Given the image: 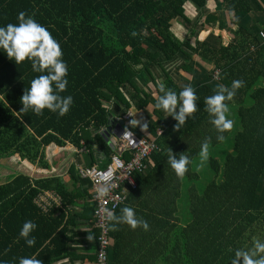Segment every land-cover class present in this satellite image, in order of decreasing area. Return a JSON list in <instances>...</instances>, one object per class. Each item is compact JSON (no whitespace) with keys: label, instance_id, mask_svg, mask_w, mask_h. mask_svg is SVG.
Segmentation results:
<instances>
[{"label":"trees","instance_id":"trees-1","mask_svg":"<svg viewBox=\"0 0 264 264\" xmlns=\"http://www.w3.org/2000/svg\"><path fill=\"white\" fill-rule=\"evenodd\" d=\"M211 1L220 2L221 29L233 35L228 44L213 32L204 41H191L197 26L207 20L202 17ZM187 3L200 11L197 18L186 16ZM233 10L234 18L229 15ZM21 11L59 42L68 67L67 90L61 95L72 96L73 104L63 117L47 109L41 116L20 112L24 89L45 73L34 72L28 60L15 64L0 49V161L19 156L41 163L43 150L50 145L92 151L95 143L110 160L116 151L102 133L114 118L135 106L148 117L147 127H129L154 142L156 149L143 161L145 169L135 172L136 188L126 192L124 204L115 212L133 208L150 230H132L126 224L111 230L110 264H230L235 250L264 241V40L259 35L264 24L256 19L264 14V0H0V27L18 23ZM173 23L186 25L189 38L176 37ZM180 61V70L192 81L183 80L179 86L168 65ZM159 70L167 88L179 93L191 85L199 97L197 112L178 131L173 130L176 121L165 112L149 110L156 98L140 86L141 80L151 81L160 95ZM217 70L218 82L213 79ZM201 75L211 83L203 84ZM237 79L245 86L228 102L234 127L223 133L221 142L205 111V98L219 85L230 87ZM207 137L210 157L199 169L195 161ZM169 148L177 158L184 153L192 161L183 179L167 162ZM28 182L20 178L0 187V264H19L20 257L31 256L43 264L66 257L75 261L70 252L75 239L67 236L69 227L76 226L75 218L68 219L63 212L55 217L56 211L35 206L41 186ZM50 191L65 204L61 187ZM28 220L37 225L31 248L19 237ZM83 235L94 237L86 244L95 252L83 260L96 264L95 219Z\"/></svg>","mask_w":264,"mask_h":264},{"label":"clouds","instance_id":"clouds-1","mask_svg":"<svg viewBox=\"0 0 264 264\" xmlns=\"http://www.w3.org/2000/svg\"><path fill=\"white\" fill-rule=\"evenodd\" d=\"M234 18V10L229 13ZM18 23H8L6 26L0 27V49L6 54L9 60H13L15 64H20L25 60L31 62L32 70L41 74L31 80L30 86L24 89L20 102L22 108L20 112H33L37 116H41L44 110L57 113L58 116L66 115L72 104V96H63L61 93L67 90L68 74L67 64L63 61V52L59 42L52 36L49 30L38 23L33 16L27 15L24 11L18 13ZM132 36H136L137 32L133 31ZM245 86V81L234 80L231 86L219 85L215 93L205 98V111L210 117V123L213 125L218 135V141L224 140L223 133L230 132L234 127V121L229 118V103L233 101L237 91ZM159 93L157 95L154 109L162 110L166 113V117L171 116L176 124L174 131L180 130L186 123L188 118L193 117L197 112V100L195 89L191 85H185L182 90L177 93L161 82L159 84ZM131 126L141 125L138 119L130 121ZM146 124H142L144 130ZM124 136H131L132 133L125 129ZM121 137V136H120ZM119 137L112 135L110 142H115ZM211 137L205 138L202 142L198 153L199 161L197 168H204L210 157ZM19 157V156H17ZM20 158V157H19ZM167 162L173 169L178 179H183L188 172V165L192 162L190 157L181 153L177 155L169 148L167 153ZM102 179L107 180V176ZM116 185L112 183H104L96 187L95 198L98 201L105 200L110 190ZM102 221L113 231H118V225L126 224L132 230L142 228L144 231L150 230V225L142 217H138L135 210L129 206L120 209L117 215L113 209L102 207L99 210ZM37 225L28 220L23 223L19 232V237L24 239L28 247H33L36 243L32 232ZM88 240L94 237L88 236ZM19 264H43V261L31 257H20ZM230 264H264V241L255 240L252 247L248 249L235 250L234 257Z\"/></svg>","mask_w":264,"mask_h":264},{"label":"crops","instance_id":"crops-1","mask_svg":"<svg viewBox=\"0 0 264 264\" xmlns=\"http://www.w3.org/2000/svg\"><path fill=\"white\" fill-rule=\"evenodd\" d=\"M208 8L211 9V12H208L206 14L205 10L207 11ZM205 10L202 18H204L205 16V19L207 20H205L204 23H201L199 29H197L198 32L204 34L203 38H200L201 41L205 40L212 32L216 35H219V31H225V36L224 32L220 34L222 35L224 44H228L229 42H231L233 35L226 30H221V23L219 22L221 17L220 2L217 3L216 1H211L205 8ZM198 14H200V11L197 10L191 3L186 4V16L189 19L193 20L197 18L199 16ZM256 19L264 24V14H258L256 16ZM237 27H235L234 29H237ZM174 64L176 63L168 65V71L169 67ZM206 77L207 76L205 75H201L200 79L204 80L203 84L211 83V81L208 82L206 80ZM185 78L181 77L179 81H176L174 78L173 79L176 85L179 86L184 82L183 80L189 82L192 81V78L190 77V79ZM140 86L142 88H145L144 81L141 80ZM139 112L143 113V118L140 120L141 125L146 124L148 122V117L143 111L137 112L138 117L141 118ZM56 149L57 146L55 145L46 147L43 150V161L41 163L35 162L32 164L27 160L23 161L19 157V159H16L15 157L17 156H12L1 160L0 187L6 184H10L12 181L20 178H25L26 180L28 179V184L32 185V187H34L33 185L38 182L39 186H41V190L38 196H43L45 202V210L42 209V203H40V206L42 208L39 206V201L37 199L33 200V204L35 206H37L38 208L40 207V209L44 211H56L54 214L55 217L63 212L66 218H75L73 222H75L76 226L69 227L67 236L75 239V242L71 243L70 245V252L73 255L72 258H75L76 260L71 262L70 258L66 257L61 261L54 262L53 264H93L89 261L84 262L83 260V256L89 254L94 255L95 253L91 252L89 245L86 244L88 236L83 235V233L90 232L91 225L93 224L95 219L96 201L94 200L91 183L87 180H81L78 174V170L82 166H91L93 162H95L94 166L105 167L109 163V160H107L105 150L98 143H95L93 145L92 151L88 150L87 153H85L83 150H78L77 148L69 144L65 146H58V149ZM118 151L120 153V148L116 150V152ZM12 158L16 159L17 161L15 163L12 162ZM42 186L44 187L42 188ZM45 187L48 188L46 189ZM58 187H61L63 190L62 192H64V205H61L62 198L56 192L50 191L51 188L55 189ZM50 196H57L59 202L57 204H50L49 206H46V204L50 202ZM79 232H81V235H76V233ZM77 258H79L80 260H77Z\"/></svg>","mask_w":264,"mask_h":264},{"label":"built area","instance_id":"built-area-1","mask_svg":"<svg viewBox=\"0 0 264 264\" xmlns=\"http://www.w3.org/2000/svg\"><path fill=\"white\" fill-rule=\"evenodd\" d=\"M260 37L264 40V31H260ZM221 77V71L217 70L214 76L215 81H219ZM134 119V114L128 111L127 114L122 118L124 121V131L127 128L132 133L131 136H124L123 133L119 137V144L123 153L121 155H115L112 157L111 163L107 167H96V166H84L79 168L78 174L81 180H87L91 183L93 189L94 200L96 201L95 209V226L99 230L98 237V257L96 264H110L109 250L111 248V228L106 226L102 221L99 214V210L102 207H108L116 211L126 200V192L136 188L133 181L135 172L143 171L145 169L144 160L156 149L154 142L149 141L146 138L139 137L130 127V121ZM162 130H159V134ZM128 154V159L125 155ZM107 176V180L102 179ZM104 183H112L116 185L110 190L108 197L103 201H98L95 198V189L97 186ZM40 203L43 204L45 210V202L43 196L36 198ZM50 202L46 204H57L59 202L57 196H50ZM43 210V211H44ZM46 212V211H45Z\"/></svg>","mask_w":264,"mask_h":264},{"label":"rangeland","instance_id":"rangeland-1","mask_svg":"<svg viewBox=\"0 0 264 264\" xmlns=\"http://www.w3.org/2000/svg\"><path fill=\"white\" fill-rule=\"evenodd\" d=\"M208 12H211V9L210 8H208L207 9V11L205 10V13L207 14ZM193 15H194V13H193ZM199 15V14H198ZM197 17V16H196ZM205 17V16H204ZM203 21L204 20H202V23H203ZM174 24V27L172 28V30L175 32V34H176V37H179L181 40H184V39H186V38H189V35H190V33H189V29L188 28H186L187 26L186 25H184V24H180V23H173ZM200 25H201V23L197 26V29H199V27H200ZM221 30H225V29H221ZM227 31V30H226ZM222 32H224V36L226 35V33H225V31H219L218 32V34H222ZM228 32V31H227ZM230 33V32H229ZM203 36H204V34L203 33H200V32H198L197 34H196V36H191L192 37V39H191V41H192V43H194L195 42V39L197 38V39H199L200 41H201V39L200 38H203ZM208 37H209V35H208ZM207 37V38H208ZM206 38V39H207ZM205 39V40H206ZM204 41V40H203ZM183 60V59H182ZM182 61H180V62H178V63H176V64H174V65H171L170 67H169V71H170V75H171V77H173L176 81H179L180 79H181V77H183V78H189L190 76H188L187 74H185L184 73V71H182V70H180V66L182 65ZM214 76H215V74H214ZM156 77H157V80H158V84H160L161 82H163L164 80H165V77H164V75L161 73V71L159 70V73H156ZM185 78V79H186ZM191 78V77H190ZM189 78V79H190ZM152 97H154V98H156L157 97V92H156V88L154 87V84L150 81V82H147V83H145V88H144ZM149 110H153V106L152 105H149ZM129 111H131L133 114H134V119H139L140 117H138V110H137V108L134 106V107H132ZM140 114V116H141V118L139 119V120H141L142 118H143V113H141V112H139ZM127 114V113H126ZM125 114V115H126ZM124 115V116H125ZM123 116V117H124ZM123 117H120V118H114L113 120V125H117V124H119V122H121V121H123L122 120V118ZM172 117L170 116V119H171ZM124 122V121H123ZM130 126V125H129ZM123 131H124V126H123V129H122ZM123 131H122V133H123ZM121 133V134H122ZM112 135H114V134H112ZM111 135V136H112ZM121 135H119V136H117V137H120ZM118 140H119V138H118ZM118 140L117 141H115V142H110V139L107 141L108 142V144L111 146V144L110 143H112L114 146H115V148H114V146L112 147V149L114 150V151H116V150H118V148H120V153H119V151L118 152H116L115 154H113L111 157H110V160H109V163L105 166V167H107L110 163H111V160H112V157L113 156H115V155H121L122 153H123V149H121V146H120V144H119V142H118ZM57 149H58V146H57ZM56 149V150H57ZM84 151V150H83ZM87 151L88 150H85L84 152L85 153H87ZM210 151H211V149H210ZM125 155V154H124ZM16 159H19L18 157H15ZM16 159H14V158H12L11 160H12V162H16L17 160ZM198 159H199V157L196 159V161H195V163L196 162H198ZM208 164V163H207ZM207 166V165H206ZM82 167H84V166H82ZM96 167H99V166H96ZM207 184V182L204 180V177H202V179H201V181H200V186H205Z\"/></svg>","mask_w":264,"mask_h":264},{"label":"water","instance_id":"water-1","mask_svg":"<svg viewBox=\"0 0 264 264\" xmlns=\"http://www.w3.org/2000/svg\"><path fill=\"white\" fill-rule=\"evenodd\" d=\"M110 117L113 118L112 116H110ZM123 124H124V122L121 121L116 126L111 124V126H109L107 129H105V131H103L102 134H103V136H105L106 141L109 140V138L111 137L112 134H114L115 136L121 135V133L123 131L122 130L123 129ZM110 144H111L112 147L114 146L112 143H110ZM114 148H115V146H114Z\"/></svg>","mask_w":264,"mask_h":264}]
</instances>
